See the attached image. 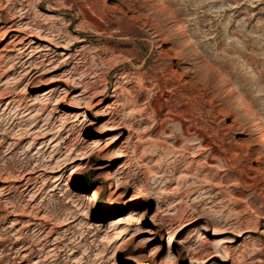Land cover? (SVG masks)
<instances>
[{"label":"rangeland","instance_id":"374dc122","mask_svg":"<svg viewBox=\"0 0 264 264\" xmlns=\"http://www.w3.org/2000/svg\"><path fill=\"white\" fill-rule=\"evenodd\" d=\"M165 2L0 0V264H264V0Z\"/></svg>","mask_w":264,"mask_h":264},{"label":"bare ground","instance_id":"6f19581e","mask_svg":"<svg viewBox=\"0 0 264 264\" xmlns=\"http://www.w3.org/2000/svg\"><path fill=\"white\" fill-rule=\"evenodd\" d=\"M156 3L158 5V8L164 12H167L168 13V9H167V6H166V2L165 0H156ZM176 24H177V33L178 35H181L185 38V40L189 43H191L192 45V50L194 52H200L202 54V57L203 58H206L208 59L207 55L200 49L198 43L192 38L191 34L189 33V30L185 24V22H182L181 20H176ZM12 30L15 31V33L12 35L14 36V40H17L19 37H20V33L22 32L20 29L16 27H13ZM29 36H31L32 38H34V34L32 31L29 32ZM41 40H44V38H41L39 37ZM34 42V40H33ZM62 48H65V47H62ZM66 49V48H65ZM209 60V59H208ZM1 64V63H0ZM211 67L213 70H216L218 72V78L223 81L224 83H227L229 84V87H230V90L234 92V94L236 95L237 99L240 101V106L247 110V115L250 119V121L252 122V125H253V128L255 129V131L257 132L258 134V137H259V144H260V147L261 149L264 151V127L262 125V123L260 122V119L258 118V115L256 113V111L249 105V102L248 100L246 99V97L243 95V92L240 90V88L234 83V82H231L228 78V74L226 73V71L218 68L216 66V64H214L213 62H211ZM60 88L56 87V86H51L49 88H47L46 90H44V92L42 93L43 97H37L39 103H40V107L41 109H47L49 107V104H48V100H50L52 97H54L58 92H59ZM59 98V99H58ZM36 100V99H35ZM56 102L54 103L55 104H59L60 101H62L61 97H57L56 98ZM11 101L8 102V104L10 103ZM32 105V104H31ZM58 106V105H57ZM60 106V105H59ZM29 109V108H28ZM55 109V112L59 113L60 111H58V107H52L50 109V111H47V116L45 119H54L55 118V115H52V110L54 111ZM46 113V112H45ZM81 114V113H80ZM34 126V125H33ZM44 134V133H43ZM57 134V133H56ZM53 137L51 138V142H54L56 141L59 137L58 136H55L52 135ZM120 139V136H115L113 138L112 141L110 142H116L117 140ZM109 143V142H108ZM93 153H89L87 155H82L81 157L79 158H72V160H70L68 163H72L74 162L75 160H78V159H87V160H90L91 157H92ZM71 158V157H70ZM119 157H115V158H112V159H109V162L108 164H105L103 165L104 167H107V166H112L115 164V160H117ZM58 164V163H57ZM61 166L60 163L57 165V167ZM54 168V167H53ZM56 170V171H55ZM55 172H59L60 169L57 168V169H54ZM28 174V172H27ZM24 179H26L28 181L29 177H23ZM55 179V178H54ZM57 179V178H56ZM121 179L118 178V181H120ZM117 193V198H120L123 194L121 192H118V189L117 191L115 192ZM148 197V193H147V189L144 188L142 185L140 184H135L134 187H133V193L131 195V198L129 199L128 202H126V204L128 203H132L131 205L133 207H136V206H140V204L142 203V201ZM87 199L91 198V200L93 202H96L97 199L99 198V192H95L93 193L92 195H88L86 197ZM130 204L128 205H124L123 207H119V206H110V210L113 211V212H117L123 208H127ZM92 208V207H90ZM136 211V210H134ZM17 220V219H15ZM70 221V220H69ZM18 222L20 221H17V222H13V224H18ZM123 221L118 218V219H114L112 221H110V226H116L117 224H120L122 223ZM32 223L30 222L28 225H31ZM101 224L99 223H96L95 226H100ZM95 226H92L90 225V228H95ZM182 231V229H172V227H168V236H169V240L167 241V243L169 244V251H168V255L167 257H172L174 255V242L176 241V239L178 238V234ZM205 233H206V229H205ZM200 235H204V233H200ZM24 236V235H23ZM215 236H219V233L217 232V234H215ZM153 237H148V241H151ZM219 240H224V239H219ZM21 242V241H20ZM25 242V241H24ZM206 242H210L208 239H206ZM222 242V241H221ZM223 242H228V243H234L236 242L235 239H229V240H224ZM23 252L27 251L28 250V247H24L23 248ZM39 250V249H38ZM160 251V248L159 246L153 251V253H157ZM12 252V251H11ZM230 253L228 252L227 255H226V259L227 260V257L230 256L229 255ZM190 255H191V259L193 260V262L197 263V261L199 260L198 258L200 257H196L193 253L190 252ZM23 257V256H22ZM55 259V258H54ZM224 260V261H225ZM36 263V262H34Z\"/></svg>","mask_w":264,"mask_h":264}]
</instances>
